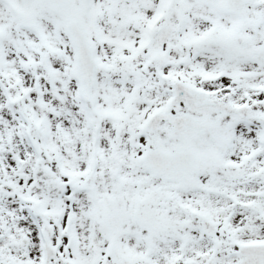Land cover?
Instances as JSON below:
<instances>
[{
	"label": "snow or ice",
	"instance_id": "1",
	"mask_svg": "<svg viewBox=\"0 0 264 264\" xmlns=\"http://www.w3.org/2000/svg\"><path fill=\"white\" fill-rule=\"evenodd\" d=\"M0 264H264V0H0Z\"/></svg>",
	"mask_w": 264,
	"mask_h": 264
}]
</instances>
